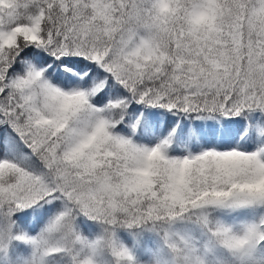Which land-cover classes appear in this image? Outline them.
<instances>
[{
    "label": "snow or ice",
    "instance_id": "6c2138e0",
    "mask_svg": "<svg viewBox=\"0 0 264 264\" xmlns=\"http://www.w3.org/2000/svg\"><path fill=\"white\" fill-rule=\"evenodd\" d=\"M0 264H264V0H0Z\"/></svg>",
    "mask_w": 264,
    "mask_h": 264
}]
</instances>
